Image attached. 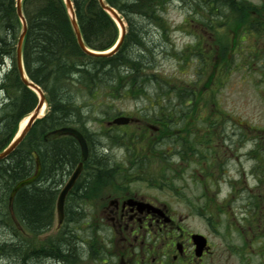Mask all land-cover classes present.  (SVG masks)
<instances>
[{
  "label": "trees",
  "instance_id": "trees-1",
  "mask_svg": "<svg viewBox=\"0 0 264 264\" xmlns=\"http://www.w3.org/2000/svg\"><path fill=\"white\" fill-rule=\"evenodd\" d=\"M178 1L180 5L199 13L200 25H205L210 34L207 46L197 39L196 45L186 49L188 54L195 60L197 58L200 62L198 68L201 71L205 70L207 63L211 64L213 70L209 78L214 74V70L223 68L227 71L234 57L231 53L233 50L230 45L231 35L229 39L227 33L224 34L225 37L221 36L222 32L219 28L226 27L230 34L239 32L240 26H248L250 20H253L249 11L254 9L255 5L245 0ZM104 2L115 8L126 22V33L122 44L112 56H91L80 49L64 0H22V11L27 22L22 46L23 65L28 78L45 92L49 109L44 117L34 123L17 148L0 160V258L14 259L15 264H18L21 253L27 251L24 248L31 242L24 234L28 232L33 235V243L39 244L35 242L39 241L35 236L44 233L53 224L55 200L58 186L62 181L60 163L64 162L65 165L72 163L75 161L73 155H79L74 138L54 137L45 140V133L60 126L74 124L83 133L90 147L92 138L90 139L84 130L85 126L89 129L91 121L88 112L95 106L106 107L119 98L142 95L146 91L145 84L148 82L161 85L162 89L158 88L156 95L160 96L161 107H167L162 110L165 114L158 117L153 115L149 119L161 122L160 137L166 138L171 148L156 147V149L154 142V146L150 144L151 155L157 153L163 158L169 149L174 155H181L184 162L187 160L191 162L192 158L198 162L206 160L204 180L200 179L203 184L211 180L212 173L209 171L213 167L221 170L224 166L222 159L219 161L215 155H222L221 145L229 140L226 131L225 136L217 131L221 125L220 121L226 117L221 116L218 109L209 107L208 113L200 120L204 121L203 127H206V132L200 133L198 137L185 121L193 112V115H199L206 106V102L202 100L201 90L195 87L193 89L191 85L186 86L185 89L170 86L171 83L167 79H160L155 74L149 75L145 71L152 62L153 53L149 40L143 42L141 37L142 35L146 38L144 25H154L166 33L170 27L167 26L168 22L164 14L174 0H104ZM72 3L86 47L96 51L110 48L118 38L119 29L111 16L100 7L98 0H72ZM256 23L263 24V22H251V28ZM251 28L247 27V30L250 31ZM19 30L20 21L16 15L15 0H0V62L4 57L13 61L12 67L0 83L1 90L6 94V101L0 107V151L14 136L19 121L37 103L36 94L21 82L15 68V45ZM132 46L135 50L130 53L128 49ZM186 59L188 57L184 60ZM111 110V115L120 113L119 109L104 108L101 112L109 115ZM245 125L249 128L241 126L238 137L241 146L243 147L246 141H251L253 145L247 154L264 155L263 142L260 143L256 133L251 136L246 134L244 131L251 129L253 132L254 129ZM176 126L181 133L168 135ZM256 131L259 133L257 128ZM112 134L115 136L113 144L124 141L127 142H123L124 144L131 147L130 144L136 145L134 141L141 140L139 135L132 137L124 130H117ZM109 135V130L104 132L99 130L94 139L104 144ZM130 136L136 140H130ZM194 136H197L195 140L192 139ZM146 147L144 146V149ZM32 151H36L39 155L41 173L36 181L22 187L16 193L12 205L13 217L9 208V194L16 182L33 173L35 162ZM206 152L208 155H204ZM136 154L137 152L133 153L131 148L128 150V155ZM90 155L95 154L90 150ZM142 155H149V152L145 151ZM85 166L91 169L110 165L105 160L93 158L89 159ZM162 171L165 172L164 169ZM112 176L114 177V175L84 173L73 187L72 198L74 200L87 198L94 189L109 184ZM152 181L168 187L172 185L167 181V177L161 174L155 176ZM88 214L84 207L65 208L64 228L58 235L48 238L47 251L55 253L53 258L57 262L54 264H58V260L62 259L60 258L62 252L65 257L67 256L69 243L61 245L60 241H69L67 235L79 232L71 226L73 223L86 222L88 227L84 232L91 230ZM35 259L39 261L38 264H45L52 257L34 258L31 261ZM26 264L31 263L27 261Z\"/></svg>",
  "mask_w": 264,
  "mask_h": 264
},
{
  "label": "flooded vegetation",
  "instance_id": "flooded-vegetation-1",
  "mask_svg": "<svg viewBox=\"0 0 264 264\" xmlns=\"http://www.w3.org/2000/svg\"><path fill=\"white\" fill-rule=\"evenodd\" d=\"M251 3L255 5V8L249 11L253 20H250L248 26H240L239 32H234L230 41L233 48L237 43L242 45V42L246 41H249V44L245 46L249 48L251 47L250 44H254V42L256 44L261 37H264V0ZM251 22H263V24L256 23L251 28ZM247 27H250L251 30L248 31ZM197 38L201 43H204V46H207V40H203V36H197ZM206 52H208L207 48ZM252 52H258V50L253 47ZM259 67L260 70L255 69L250 73L256 76L259 73L264 75V53L261 56ZM112 118L105 120L106 127L100 129L101 132L110 131V135L106 137L110 144L118 145L124 142H114L113 144L115 138L113 132L124 130L128 135H132L136 134L135 129L138 130L141 140L148 139V131L152 130L150 132L153 135L152 141L157 142L156 138H158L157 134L160 135L161 123L158 120L148 119L145 116L135 118L130 124L117 128L115 125L108 124ZM68 126L80 130L74 124H68ZM130 127L135 129L133 128V131L125 130V128ZM51 130L45 133V140L54 137H71L48 134ZM87 131L94 137L99 130L89 127ZM191 131L195 132L193 128ZM91 142L90 147H88L89 154L90 150L95 152L105 148L108 154L113 150V147L109 146V149L108 146L104 147L103 143L97 144L93 138ZM124 143L118 145L125 149L122 156L115 158L116 156L106 155L108 160L106 163L110 166L105 168H85L89 159H98L100 155L88 154L86 159H82L79 147V155H73L75 157L74 162H69L67 165L64 162L60 163L62 181L59 185L60 188L58 187V192L80 162H82V168L77 180L84 176V173L114 175L109 184L94 189L83 200H74L71 196L77 180L68 191L65 197L66 207L91 208L95 206L96 211H89L92 229L89 232H84L85 235L82 236H80L82 233H76L80 246L79 253L75 255L74 260L67 264H264V155H244L251 162L252 166L249 170L254 182L246 183L245 173L237 168L238 178L229 182L231 189L228 190L224 198L219 201L212 200L221 208L220 215H217L219 221L216 222L217 216L215 215L208 216V207L204 204L195 212V215L204 224L197 227L191 221L190 211L180 212L172 204L178 200L176 194L179 190L177 186L173 187V184L169 187L166 186L172 193V199L169 203L159 200L155 195L146 193L142 189L132 187L134 181L139 179L147 182V179L142 176L147 175L151 164L159 166L158 172L163 169L166 172H175L176 169H180L186 164L183 158L181 159V155L173 154L170 157L163 155V158L157 153L155 155H128V150L131 147ZM171 156L175 159L177 157L179 162L176 163L177 161H174L175 159ZM215 156L219 161L223 159L221 155ZM232 156L235 161H239V155ZM194 160L192 158V162L187 164L200 165L198 169L194 168L193 176L202 177V173L206 171L207 161L203 159L200 163ZM238 164L243 163L239 162ZM152 183L151 185L156 189L164 190L165 188V185H158L154 181ZM204 197L207 200L205 194ZM184 202L186 203V201ZM231 203L235 208L234 211L229 210L234 214L233 219L230 218L226 208V206L230 207ZM189 204L191 205L192 202ZM222 225L226 231L220 232ZM64 226L63 222L56 227L57 231L63 229ZM217 226L219 228L217 231L215 230V233L218 235L210 231ZM216 235L219 236L218 239ZM48 238V234L39 235L37 243L47 247ZM30 239L32 242L33 238ZM60 242L62 245V240Z\"/></svg>",
  "mask_w": 264,
  "mask_h": 264
},
{
  "label": "rangeland",
  "instance_id": "rangeland-1",
  "mask_svg": "<svg viewBox=\"0 0 264 264\" xmlns=\"http://www.w3.org/2000/svg\"><path fill=\"white\" fill-rule=\"evenodd\" d=\"M248 1L254 3L259 2V0ZM180 4L181 3L178 0H174V2L164 14L168 22L167 26L170 27L166 33L159 30L154 25H144L146 38H144L142 35L141 37L143 42L149 40L153 53L152 62L149 66H147L145 71L149 75H157L160 79H167L171 83L170 86H178L185 89L186 86L191 85L193 89L194 87L195 89H203L204 92L202 95V100L206 102V106H204L203 110L198 116L193 115V112L192 115L187 117L185 121L187 126H191V128L194 129L198 137L200 133L202 134L206 132V127H203L204 121L200 120L202 116L205 117L204 115L208 113L209 107L218 109V112L221 114V116L226 117L223 121H220L221 125L217 130L220 131L221 134L223 133L224 136L226 135V131L227 135L229 136V140L226 143H223L220 149L222 150L221 157L225 162L224 168L219 170L218 168L215 169L214 167L212 172L210 170L209 172L212 173L213 181H207L204 187H201L200 177L198 175L196 177L193 176L194 168L198 169L200 165L196 166L194 163L187 164L189 162L187 160L185 161L186 164L181 166L180 169H176L175 172H158L159 166L151 164L148 168L147 175L142 176L143 178L147 179V182L139 179L138 181H134L132 187L142 189L146 193L155 195L159 200L169 203L172 199V193L170 189L165 186L164 190H160L154 188V186L151 185L153 184L152 180L154 177L160 175L161 173L163 177H167L169 184H173V187L177 186L179 190L176 194L178 200L176 203L172 204L175 205L180 210V212L190 211L191 221L193 224L197 227H201V225L204 224L201 219L195 215V212L197 211L196 209L199 206L204 205L203 202L205 201V205L208 206L207 212L215 216L220 215L221 208L218 207V204L216 205L213 202H211V204H207V202L211 200L219 201L224 198L228 190L231 189L229 182H233L236 178H238V174L236 173L237 168H240L241 172L245 173L244 178L246 183L254 182L253 178L250 176L251 174L249 170L252 166L251 162L248 160L247 156H244L248 155L247 152L252 148L253 143H251V141H246L242 147L241 141L238 139V137L240 129H242L241 126L244 127L246 126L245 124H247L251 126L254 131L252 132L250 129L244 132L250 136L256 133V137L260 139V143L262 144L263 142L264 144V138H262L264 131V75L263 73H259L258 76H256L250 73L255 69L260 70L259 66L261 64V56L264 53V37H261L256 44L254 42L255 45L250 44L251 47L248 46L249 48L245 46L246 44H249V41L242 42V45L237 43L231 51V53L234 54V57L232 58L231 68L228 70L225 76H223L219 70L218 72L214 70V74H212V76L209 78V75L213 70L211 64L207 63V66L202 73V71L198 68L200 67V62L197 61V58L195 60V58L191 57L188 54V51H186V49L189 47L196 45L198 39L197 36H203V40H208L209 30L206 26L200 25L199 13H195L196 10H191L190 8ZM225 33H227V37L229 39L230 32H228L227 29L222 32L221 36L225 37ZM233 34L234 32L231 33L232 36ZM253 47L255 50H258V52H252ZM133 50H135L134 46L129 47L128 52L132 53L131 51ZM183 57L184 59L188 57V59L184 60ZM12 65L13 61L11 58L3 59L2 63L0 64V83ZM221 69L223 70V68ZM195 84H197V86H194ZM145 86L146 91L142 95L136 97L128 95L124 98L114 100L110 106H95L93 108L94 110L91 109L92 111L88 112L91 121L89 125L90 129L100 130L101 128L106 127L105 120H108L111 117L110 115L112 110L109 111L110 114L108 115L101 112L103 108L106 110L119 109L122 115L135 118H143L146 115H154L157 117L164 115L165 113H162V110L166 109L167 107H161L162 104L160 103L162 102L160 96L156 95L157 89H162V86H158L151 82H148L145 84ZM5 98L6 94L3 91H0V107L1 104L6 101ZM167 101L168 100H166V103ZM46 110L47 107L44 108L43 113H45ZM222 113L224 115H222ZM246 127L249 128L248 126ZM133 128L134 127H130L128 129L125 128V130L133 131ZM255 128L263 131L257 133V131L255 132ZM150 132H152V130L148 131L150 140H142V142L139 140L134 141L136 143H141H138L134 146L132 145L131 148L133 153L137 152L136 155H142L146 151L149 152V155H151L152 151L150 149V144L152 146L155 141H152L151 137L153 135H151ZM135 133H139L137 129H135ZM178 133L181 132L177 130L176 126L168 135ZM157 136V142H155V146L153 145L155 148H171V146L166 141V138L161 139L160 137L159 139L160 135L157 134ZM196 137L194 136L192 139L195 140ZM216 138L218 139V136H216ZM230 139H232V142H230ZM219 144L220 141L218 140V145ZM104 145L106 147L108 146V149L113 147L112 152H109V154L113 155V157L116 156L115 158H119L120 155L122 156L123 152H125V149L120 148L118 145L112 146L107 140L104 141ZM144 146H147L146 149H144ZM204 150L206 151L207 148ZM166 153V157L173 155L169 149H167ZM204 155H208V152H206ZM232 155H239V161H235ZM171 157L173 158V156ZM239 162H242L243 164L237 165ZM150 178L152 179L150 180ZM216 180L220 181L219 185H217ZM155 183L157 182L155 181ZM58 187L60 188V186ZM204 194L208 197V200L204 199ZM184 201H186V203ZM191 202L192 204L190 205L189 203ZM226 208L230 218L233 219L234 214L229 211L235 210L233 203H231L230 207L226 206ZM84 209L88 213L89 211H96L95 206L91 208L84 207ZM88 217H90L89 214ZM88 219L90 220V218ZM215 219L216 222L219 221L218 216ZM89 223L91 224V220ZM71 226L78 229L79 233H82L80 236L85 235L84 230L88 227L86 222H76ZM218 228L219 226H217V228L215 227L214 230L210 229V231L215 233V230L217 231ZM220 229V232L222 230L226 231L223 225L220 227ZM45 234H48L49 236H52L53 234L56 236L59 234L56 228L55 212L53 224L47 231H45V233L40 234V236ZM24 235L27 239L33 238V235L31 236V234L28 232H26ZM217 235L216 238L218 239L219 236ZM35 237L39 238V235ZM35 242L37 243V241ZM30 263L38 264L39 261L35 259ZM0 264L9 263L5 259H0ZM45 264H47V262Z\"/></svg>",
  "mask_w": 264,
  "mask_h": 264
},
{
  "label": "water",
  "instance_id": "water-1",
  "mask_svg": "<svg viewBox=\"0 0 264 264\" xmlns=\"http://www.w3.org/2000/svg\"><path fill=\"white\" fill-rule=\"evenodd\" d=\"M21 2H22V0H15L16 14H17V16L20 20V23H21V29H20V32H19V35L17 38V42H16V47H15L16 69H17V72H18V75H19L21 82L26 87L30 88L31 90H33L37 94L38 101H37L36 106L32 110V112L28 115L26 123L23 125V127H19L18 131L13 136V138L11 139L9 144L2 151H0V160L7 157L21 143V141L24 139L25 135L31 129L34 122L37 119L42 117V115H40L41 110H42L43 106L47 104L46 103V96H45L43 90L36 83L31 81L26 76V74L24 72V68H23V64H22V44H23V40H24L26 31H27V24H26V20L24 18V15L22 13ZM98 2H99L100 7L103 10H105L111 16V18L117 23V25L120 29L118 40L116 41L114 46L111 47L107 51H95V50H91V49L86 47V45L83 42L82 35L80 32V28H79L77 20H76L74 8H73V3L71 0H64L65 7H66L68 17H69V21H70L72 30L74 32L76 41H77L80 49L84 53L91 55V56H111L118 51V48L122 44L124 35L126 33V23L124 22L123 18L120 16V14L118 13V11L115 8H113L110 5H108L107 3H105L104 0H98ZM129 120H130L129 117L120 115V116L115 117L112 120V123L126 124L129 122ZM51 133L52 134H69V135L73 136L76 139V141L80 147L82 158L83 159L86 158V156L88 154V148H87L86 140H85L84 136L82 135V133L80 131H78L76 128L70 127V126H65V127L55 129ZM33 156L35 158V171L32 175L16 182L15 185L12 187L10 194H9V207H10V209H12V202H13L14 196L17 193V191L20 188L33 183L38 178V176L41 172V165H40L39 158L35 152H33ZM81 168H82V163H79L78 166L73 171V173L71 174V176L69 177V179L67 180V182L65 183V185L61 188V190L57 196L56 214H57L58 224H60L64 218L65 197H66L68 191L70 190V188L73 186L78 175L80 174Z\"/></svg>",
  "mask_w": 264,
  "mask_h": 264
},
{
  "label": "bare ground",
  "instance_id": "bare-ground-1",
  "mask_svg": "<svg viewBox=\"0 0 264 264\" xmlns=\"http://www.w3.org/2000/svg\"><path fill=\"white\" fill-rule=\"evenodd\" d=\"M4 58H7V57H4ZM3 59L1 60L0 64L2 63ZM44 108H45V105L43 106L40 115L43 114ZM26 120H27V118H24L22 120L20 127H23V125L26 123ZM84 133H86L89 137H91L93 139L95 138V136L93 137V135L87 131L86 126H85ZM97 144H98V142H97ZM104 147H106V146L104 145ZM93 154L100 155L98 157V159L108 161L106 155H109V154L107 153V150L105 148H102L101 150H96L95 152H93ZM67 237H68L69 241L63 242V243H66V242L69 243V247H67V250H68L67 256L65 257V255L62 252V254H61L62 256L60 257L62 259L60 261L58 260V264H67L69 261L74 260L75 255L77 253H79V247L80 246H79V240L77 239V234L73 233L71 235H67ZM41 246H43V247H41ZM24 249L27 251L21 253V255L19 257L18 264H21L22 262H24L26 264L27 261L31 262L32 259L41 258V257L44 259H45V257H52L51 260H47V264H54L57 262V261H54V258H53V257H55L54 256L55 253L54 252L51 253V252L47 251L48 247L44 246V244L42 245L41 243L35 244L33 242H30ZM50 255H52V256H50ZM0 259L7 260L9 264H15L14 259L6 258V257H2ZM55 260H57V259L55 258ZM49 262H51V263H49Z\"/></svg>",
  "mask_w": 264,
  "mask_h": 264
}]
</instances>
